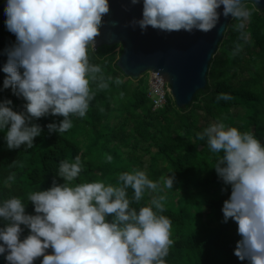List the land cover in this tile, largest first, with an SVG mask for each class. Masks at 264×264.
Listing matches in <instances>:
<instances>
[{
    "label": "clouds",
    "instance_id": "9594fccd",
    "mask_svg": "<svg viewBox=\"0 0 264 264\" xmlns=\"http://www.w3.org/2000/svg\"><path fill=\"white\" fill-rule=\"evenodd\" d=\"M141 2L142 18L133 23L145 31L151 27L207 33L216 27L221 6L225 18L231 15L234 20H247L252 14L246 3L241 6V0H131L133 5ZM4 12L5 26L16 36V45L6 50L3 87L26 101V114L13 111L12 101L3 100L0 128L6 129L8 149L21 145L30 149L42 131L39 125L29 126L32 118L62 116L59 124L47 127L50 132L64 133L72 127L71 117H85L95 98L90 88L95 77L90 73L100 71L89 64V46L100 34L110 3L6 0ZM147 73L149 80L152 71ZM98 87L107 88V84ZM169 98L173 99L172 94ZM230 99L227 93L217 96L218 101ZM197 136L202 141L207 137L213 153H223L215 171L231 186L222 211L225 223L232 220L237 225L240 240L234 255L241 262L264 264V145L251 132L241 133L223 123L212 124ZM81 171L79 155L74 162L61 161L58 176L65 183L54 180L50 189L28 194L35 215L26 214L20 198L8 199L0 206V218L7 222L0 228V255L7 252L8 264H34L40 257L41 264H166L173 243L171 221L159 214L164 211L166 197H154L151 206L139 211L130 208L133 201H141L145 189L155 192L158 182L137 169L121 174L119 186L73 184ZM161 180L164 188L172 189L174 177ZM128 188L134 192L132 200ZM21 225L30 230L23 240Z\"/></svg>",
    "mask_w": 264,
    "mask_h": 264
},
{
    "label": "trees",
    "instance_id": "16d2710c",
    "mask_svg": "<svg viewBox=\"0 0 264 264\" xmlns=\"http://www.w3.org/2000/svg\"><path fill=\"white\" fill-rule=\"evenodd\" d=\"M5 5L6 0H0V36L16 41L5 26ZM246 6L250 18L229 22L209 64L206 89L198 91L184 108L169 98L165 106L154 110L148 98V73L135 80L117 67L121 45L97 50L90 45L89 64L100 71L90 73L95 77L90 83L95 98L85 117H71L72 127L64 133L50 132L47 127L59 124L62 116L32 118L29 126L39 125L42 131L30 149L27 145L8 149L6 129L0 128V206L13 197L20 198L26 214L35 215L28 194L50 189L54 180L65 183L58 176L59 164L74 162L77 155L82 171L73 184L119 186L121 174L139 169L159 187L155 192L145 189L141 201H133L130 208L139 211L151 206L154 197H166L164 211L159 213L171 221L173 243L166 264H248L234 255L240 240L236 223L224 222L222 209L231 186L215 171L223 153H213L207 137L202 141L197 136L210 125L223 123L241 133L251 132L264 145V10L249 2ZM241 24L243 27H238ZM5 78L0 80V102L11 100L13 111L26 114V101L11 88L4 89ZM117 79L122 82L117 84ZM102 84L107 88L98 87ZM221 93L231 99L218 101ZM165 174L174 177L172 189L163 186ZM127 196L132 200L131 188ZM6 223L0 218V228ZM21 228L23 240L30 230L24 225ZM42 259L37 258L34 264H41Z\"/></svg>",
    "mask_w": 264,
    "mask_h": 264
},
{
    "label": "water",
    "instance_id": "95a60500",
    "mask_svg": "<svg viewBox=\"0 0 264 264\" xmlns=\"http://www.w3.org/2000/svg\"><path fill=\"white\" fill-rule=\"evenodd\" d=\"M247 2L264 10V0H241V5ZM109 3L110 12L103 17L93 49L121 45L117 67L127 77L137 80L152 71L156 77L168 82L178 108L190 105L195 94L206 89L209 64L233 17L225 18L221 6L216 27L207 33L196 29L165 32L151 27L145 31L133 23L142 18V2L133 5L131 0H109ZM15 45L14 39L0 36V80L6 76L2 71L8 59L6 50ZM6 255L7 252L0 255V264H8Z\"/></svg>",
    "mask_w": 264,
    "mask_h": 264
},
{
    "label": "built area",
    "instance_id": "2783aa9c",
    "mask_svg": "<svg viewBox=\"0 0 264 264\" xmlns=\"http://www.w3.org/2000/svg\"><path fill=\"white\" fill-rule=\"evenodd\" d=\"M150 90L148 98L153 102V109H159L165 106L171 96L170 86L162 81L152 72L149 76Z\"/></svg>",
    "mask_w": 264,
    "mask_h": 264
},
{
    "label": "rangeland",
    "instance_id": "374dc122",
    "mask_svg": "<svg viewBox=\"0 0 264 264\" xmlns=\"http://www.w3.org/2000/svg\"><path fill=\"white\" fill-rule=\"evenodd\" d=\"M119 51H120V48L117 49V52H119ZM166 176H167L166 174L163 175L164 178H166Z\"/></svg>",
    "mask_w": 264,
    "mask_h": 264
}]
</instances>
